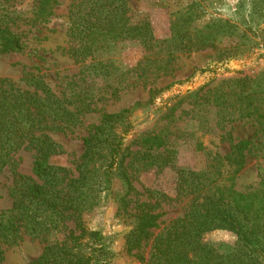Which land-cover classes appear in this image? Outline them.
I'll return each mask as SVG.
<instances>
[{
	"label": "trees",
	"instance_id": "16d2710c",
	"mask_svg": "<svg viewBox=\"0 0 264 264\" xmlns=\"http://www.w3.org/2000/svg\"><path fill=\"white\" fill-rule=\"evenodd\" d=\"M59 2L36 0L37 17H49ZM128 2L73 0L69 53L81 69L59 91L33 73L28 87L11 82L0 85V175L5 169L12 175L11 206L0 212V264L5 250L24 237L44 244L31 264H112L104 235L89 229L84 218L86 187L91 183L96 185L97 196L113 193L117 215L131 217L135 225L125 250L145 264H264V135L258 136L264 118V79L233 78L216 89L199 88L175 96L176 103L156 120L162 125L127 144L126 135L134 127L133 112L153 103L161 91L156 87L158 79L175 76L177 54L214 47L236 29L226 19L202 21L199 3L192 1L171 13L170 35L158 39L147 20L131 21ZM169 2L152 4L164 8ZM2 21L0 54L22 51L21 38ZM126 46L138 49L140 58L132 66L120 68L112 54ZM137 86L147 87L146 101L116 112L97 110L98 103ZM184 103L190 106L188 112H177ZM211 108L215 109V127L223 131L220 142L228 148L212 151L196 138L194 149L204 155V166L197 170L176 167L178 141L189 139L186 127L177 122L184 113H191L190 118L204 128L208 119H202V113ZM92 112L99 113L98 121L85 126L84 116ZM237 121L252 122L255 133L240 138L232 134V127L225 129ZM80 128L86 132L80 137L83 150L72 171L55 163L54 158L66 152L51 133L72 134ZM20 149L32 154V175L16 169L13 156ZM249 157L257 160L261 186L239 190L236 178ZM167 167L176 174V197L188 203L182 216L155 232L160 216L155 210L171 198L159 192L154 203L134 199L133 180L141 172H161ZM117 183L120 187L115 190ZM216 229L235 234L231 248L223 251L203 241L205 233ZM59 231L67 234L51 241ZM147 245L150 252L144 258L140 254Z\"/></svg>",
	"mask_w": 264,
	"mask_h": 264
},
{
	"label": "rangeland",
	"instance_id": "374dc122",
	"mask_svg": "<svg viewBox=\"0 0 264 264\" xmlns=\"http://www.w3.org/2000/svg\"><path fill=\"white\" fill-rule=\"evenodd\" d=\"M52 9L53 13L46 19H40L36 14V0H0V22L7 24L22 40L24 47L20 52L0 54V85L14 83L20 87H28L30 78L35 77L46 81L54 91H59L67 79L76 75L81 64L69 53L70 37L68 34L70 8L73 0H59ZM156 0H129L130 18L132 22L147 20L153 34L158 39L169 37L171 13L178 7L199 3L202 21L209 18L226 19L236 26L233 36H224L216 42L214 47H206L188 53H178L173 63L174 77H162L156 81V87L161 91L154 98L153 103L136 109L131 120L134 127L126 135V143L135 141L146 131L158 129L162 121L157 123L158 116L166 108L176 103L175 96L186 95L189 92L203 88L216 89L224 85V81L252 77L264 79V0H170L167 7H158ZM196 23H199L197 21ZM236 45L231 49V46ZM228 54L232 56L227 57ZM113 59L120 68L132 66L139 58L140 51L132 47L115 50ZM31 73L34 75L32 76ZM258 76V77H257ZM176 81V82H174ZM213 91V90H212ZM147 87L137 86L120 92L114 99L98 103L100 108L108 112L120 111L136 101L144 102L148 99ZM190 106L182 104L177 112L184 109L188 112ZM264 113V110H263ZM191 113H184L177 122L187 129V137L178 141L177 153L174 160L176 167L200 169L206 160L202 152L195 151L194 142L199 138L203 145L212 151H224L228 145L220 142L219 134L223 131L214 125L215 109L203 112L202 119H208L202 128ZM98 112L87 113L84 125L96 123ZM225 129L232 127V134L240 138H248L255 133L256 125L252 122L237 121L227 124ZM258 136L264 135V118ZM80 130V131H79ZM75 133L52 132L51 136L66 152L55 157L54 161L67 169L74 170L76 159L82 153L83 144L80 139L86 132L80 128ZM258 148H261L259 146ZM16 169L25 175H32V154L27 149L18 150L14 156ZM257 160L249 157L244 169L236 178V188L249 190L261 186L262 178L258 174ZM263 167H264V159ZM133 180L134 199L146 200L154 203L160 193L168 198L160 203L155 212L160 216L155 232L167 225L171 220L183 215L188 200L176 197V174L171 168L161 172L154 169L135 175ZM12 175L5 169L0 175V212L11 206L10 189ZM119 184H115L117 190ZM96 185L86 187V201L84 218L89 229H97L104 235L112 255V264H145L135 255L127 253L125 244L133 230L134 223L130 218L117 215V202L112 194L101 192L97 196ZM160 192V193H159ZM69 227L73 223L67 222ZM67 231H59L50 240L62 239ZM203 241L215 244L221 250L231 248L236 240L233 232L216 229L203 235ZM43 243L36 239L24 237L17 245L5 250L1 264H31L42 251ZM141 252V251H140ZM150 246L147 245L140 255L147 258ZM139 254V253H138Z\"/></svg>",
	"mask_w": 264,
	"mask_h": 264
}]
</instances>
